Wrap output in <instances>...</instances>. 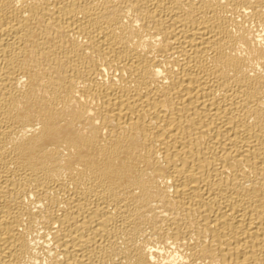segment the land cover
Masks as SVG:
<instances>
[{"label": "bare ground", "instance_id": "obj_1", "mask_svg": "<svg viewBox=\"0 0 264 264\" xmlns=\"http://www.w3.org/2000/svg\"><path fill=\"white\" fill-rule=\"evenodd\" d=\"M0 264H264V0H0Z\"/></svg>", "mask_w": 264, "mask_h": 264}]
</instances>
